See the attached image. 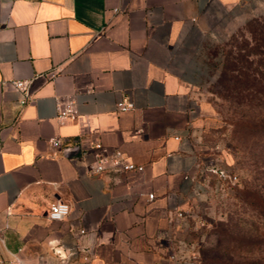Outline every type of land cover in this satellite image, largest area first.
Listing matches in <instances>:
<instances>
[{
	"label": "crops",
	"instance_id": "obj_1",
	"mask_svg": "<svg viewBox=\"0 0 264 264\" xmlns=\"http://www.w3.org/2000/svg\"><path fill=\"white\" fill-rule=\"evenodd\" d=\"M263 9L264 0H0V80L29 81L23 104L11 86L0 92L3 264H206V208L222 186V160L202 140L214 121L207 85L229 31ZM67 101L74 116L58 118ZM95 142L142 169L93 171L81 154ZM71 145L79 153L64 156ZM56 199L69 210L50 219Z\"/></svg>",
	"mask_w": 264,
	"mask_h": 264
},
{
	"label": "rangeland",
	"instance_id": "obj_2",
	"mask_svg": "<svg viewBox=\"0 0 264 264\" xmlns=\"http://www.w3.org/2000/svg\"><path fill=\"white\" fill-rule=\"evenodd\" d=\"M264 9L232 28L207 85L213 124L203 142L234 181L207 206L206 264H264Z\"/></svg>",
	"mask_w": 264,
	"mask_h": 264
},
{
	"label": "built area",
	"instance_id": "obj_3",
	"mask_svg": "<svg viewBox=\"0 0 264 264\" xmlns=\"http://www.w3.org/2000/svg\"><path fill=\"white\" fill-rule=\"evenodd\" d=\"M117 8H113L115 11ZM28 80L27 79H21V78H13V79H2L0 80V92L3 91L8 86H11L13 89L17 90L20 94L19 97V104L25 103V101L29 97V91H28ZM130 106L129 102H124L122 100H118L116 102V107L119 110H125ZM74 109L72 107V104L70 101H67L63 104H56V116L58 118H64V117H70L72 118L74 116ZM65 147V146H64ZM83 158H89L90 159V166L93 171L99 172L105 169H110L113 171L121 172V171H127V170H141L142 164L133 162L131 160H127L123 155L121 150L115 148L112 150L111 153H107L101 146L99 142H95L93 144L92 149L83 152L81 154ZM218 178L222 182V186H224V179L227 178L229 180L234 181L236 179V175L232 172H229L225 166H220L216 168ZM148 197H152L153 193L148 192ZM69 210L68 203L56 199L53 202H51L48 206V209L46 211V215L50 219H61L63 218ZM178 215L185 216L186 213H183L181 211H177ZM199 224H202L201 222ZM82 231V229H80ZM87 257L86 255L84 256ZM170 258H174V254L169 255ZM194 258L193 255L189 256H180V264H192V259ZM0 264H3L1 258H0ZM17 264H38L37 262L31 261V262H23L18 260Z\"/></svg>",
	"mask_w": 264,
	"mask_h": 264
},
{
	"label": "water",
	"instance_id": "obj_4",
	"mask_svg": "<svg viewBox=\"0 0 264 264\" xmlns=\"http://www.w3.org/2000/svg\"><path fill=\"white\" fill-rule=\"evenodd\" d=\"M64 156L71 157L79 153L77 145L65 146L62 150Z\"/></svg>",
	"mask_w": 264,
	"mask_h": 264
},
{
	"label": "trees",
	"instance_id": "obj_5",
	"mask_svg": "<svg viewBox=\"0 0 264 264\" xmlns=\"http://www.w3.org/2000/svg\"><path fill=\"white\" fill-rule=\"evenodd\" d=\"M264 45V44H263Z\"/></svg>",
	"mask_w": 264,
	"mask_h": 264
}]
</instances>
